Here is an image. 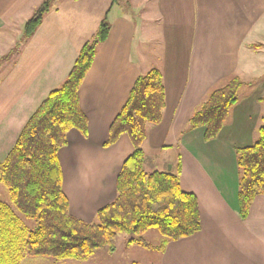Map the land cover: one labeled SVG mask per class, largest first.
<instances>
[{"label":"crops","instance_id":"obj_1","mask_svg":"<svg viewBox=\"0 0 264 264\" xmlns=\"http://www.w3.org/2000/svg\"><path fill=\"white\" fill-rule=\"evenodd\" d=\"M177 1L119 0L110 6L111 0H56L42 10L34 33L24 37L25 22L45 0H0V162L106 16L107 38L78 90L86 131L70 128L57 153L70 214L92 222L115 198L116 176L133 146L126 134L109 147L103 143L135 79L156 69L164 107L160 123L146 125L141 148L176 153L180 186L196 196L201 222L198 233L166 243L161 264H264V194L241 219L236 166V150L254 143L264 121V0H184L171 15ZM145 18L151 26H164V52L169 47L180 52L163 53L160 67L132 58L139 54L137 44L147 41ZM232 78L241 81L237 100L217 136L206 141L204 128L189 126L188 119Z\"/></svg>","mask_w":264,"mask_h":264},{"label":"trees","instance_id":"obj_2","mask_svg":"<svg viewBox=\"0 0 264 264\" xmlns=\"http://www.w3.org/2000/svg\"><path fill=\"white\" fill-rule=\"evenodd\" d=\"M118 1L111 0L110 6ZM48 6L45 0L43 9ZM41 20V13L30 17L23 36H31ZM108 31L104 16L93 37L80 48L63 83L41 101L0 162V183L7 188L10 203L19 214L35 222V228L29 230L11 207L0 201V264H19L25 256L85 260L98 249L113 250L117 234L133 236L128 246L138 244L163 252L167 242L191 237L201 229L197 198L182 190L180 167L144 170L141 145L146 125L159 124L164 107L162 76L156 69L135 79L103 143V147H109L126 134L133 146L116 176L115 198L96 212L92 222L69 212L57 153L66 145L70 128L82 134L86 131L78 90ZM240 86L241 81L232 78L212 90L191 113L188 125L203 127L206 141L215 138L237 100ZM236 166L239 217L246 219L255 198L264 194V121L254 143L236 150ZM151 229L164 238L161 245L152 246L135 238Z\"/></svg>","mask_w":264,"mask_h":264},{"label":"rangeland","instance_id":"obj_3","mask_svg":"<svg viewBox=\"0 0 264 264\" xmlns=\"http://www.w3.org/2000/svg\"><path fill=\"white\" fill-rule=\"evenodd\" d=\"M48 1L50 4L49 5L50 9L51 7L53 8V6L56 5L55 2L56 0H48ZM62 1L67 2L69 0H62ZM184 2H185L184 0H178L177 3L173 5V9L170 10L171 15L174 11H179V8H181V5L183 6ZM184 8H186V4L184 5ZM42 10H43V6L37 9L35 13H41ZM133 15H134L133 18L136 21H138L139 16H137L135 12L133 13ZM146 19L149 18H145L144 20L145 29L143 31L145 37L147 38V41L144 43L137 44L139 54L138 55L132 54L133 55L132 58L137 62L143 63L144 67H148V68L149 67L153 68L156 66L160 67L162 65L163 56L165 53H166V57H170L171 55L174 54H180V52L178 50H176L175 52H171L172 49H174L173 47H169L168 52H164L165 49L163 47V40L160 34L162 31L165 30L164 26L160 22H157L158 24L157 27L151 26L150 22L146 23ZM153 28L155 29L153 30ZM134 51H135V42L133 44V53ZM153 51L158 53V55H155ZM225 83L226 81H223L221 83V86H223ZM207 145L210 146V144ZM142 152L144 156L143 166L146 172H151L154 170L168 171V166H173L174 169L176 167L175 163L177 160V156L175 152H165L162 149H158V150L151 149L148 147L147 144L142 146ZM0 201L7 203L11 207V209L16 213V215L23 221V224L29 230H33L35 228V222L19 214L15 209V207L10 203L7 188L2 183H0ZM132 237L133 236L127 234H117L115 239V247L113 250L109 251L106 248L98 249L93 254V256L85 260H72V259L61 260V259H54L47 257L25 256L19 264H161V254L163 253L162 251L159 252L157 250L146 249L138 244L128 246L127 241ZM135 238L142 239L143 241H145L146 243L152 246H159L162 244L163 237L155 229H151L147 231L145 234L141 235L140 237H135Z\"/></svg>","mask_w":264,"mask_h":264},{"label":"water","instance_id":"obj_4","mask_svg":"<svg viewBox=\"0 0 264 264\" xmlns=\"http://www.w3.org/2000/svg\"><path fill=\"white\" fill-rule=\"evenodd\" d=\"M170 169H171L170 166H168V171H169Z\"/></svg>","mask_w":264,"mask_h":264}]
</instances>
